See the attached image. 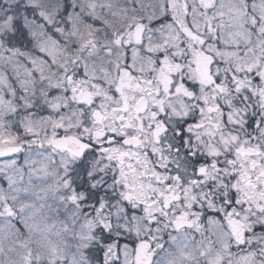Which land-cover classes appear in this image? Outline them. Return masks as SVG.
Here are the masks:
<instances>
[{
  "label": "snow or ice",
  "instance_id": "6c2138e0",
  "mask_svg": "<svg viewBox=\"0 0 264 264\" xmlns=\"http://www.w3.org/2000/svg\"><path fill=\"white\" fill-rule=\"evenodd\" d=\"M0 264H264V0H0Z\"/></svg>",
  "mask_w": 264,
  "mask_h": 264
}]
</instances>
